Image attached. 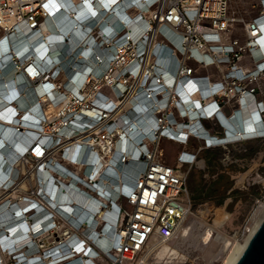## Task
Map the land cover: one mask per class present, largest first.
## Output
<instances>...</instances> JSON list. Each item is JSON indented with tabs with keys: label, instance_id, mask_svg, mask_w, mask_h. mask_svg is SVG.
Segmentation results:
<instances>
[{
	"label": "built area",
	"instance_id": "built-area-1",
	"mask_svg": "<svg viewBox=\"0 0 264 264\" xmlns=\"http://www.w3.org/2000/svg\"><path fill=\"white\" fill-rule=\"evenodd\" d=\"M49 1L0 0V41L10 55L0 83L21 88L15 98L28 100L35 133L17 158L25 171L9 187L0 184V204L9 201L5 212L15 206L10 190L25 177L28 211L49 195L37 221V212L28 215L31 254L39 257L31 264H156L151 241L170 240L196 216L186 184L189 170L208 162L201 153L222 149L220 162H242L234 155L242 144L264 139L236 136L246 127L237 116L242 108L252 117L247 126L264 125V101L257 99L264 94V0L242 7L236 0H102L96 16L94 0H79L81 52L76 67L66 69L9 51L21 26L40 32ZM243 56L250 66L238 63ZM210 67L213 74L202 73ZM74 68L78 81L70 76ZM8 101L0 113L17 109ZM14 123L18 135L21 125ZM165 140L181 146L173 164L165 161ZM126 164L125 179L117 178L115 165ZM44 172L52 177L46 174V189ZM61 195L70 197L69 211L58 206ZM213 216L207 214L208 224ZM6 248L2 264H20ZM185 251L187 264L200 257L215 262Z\"/></svg>",
	"mask_w": 264,
	"mask_h": 264
},
{
	"label": "bare ground",
	"instance_id": "bare-ground-1",
	"mask_svg": "<svg viewBox=\"0 0 264 264\" xmlns=\"http://www.w3.org/2000/svg\"><path fill=\"white\" fill-rule=\"evenodd\" d=\"M94 1L96 5L90 4V11L92 12L91 14L95 15L98 12V5L103 2L102 0ZM83 5L84 4L80 3L79 0L49 1L43 9L44 15L40 23V32L35 33L33 29H29L24 25L21 26L19 30L20 33L12 39L9 46L11 56L13 58H21L25 53H28L32 59H42L47 66L55 62H60L58 63L59 67H63L64 69L67 68V65L71 66V62H74L75 66L77 58L80 57L79 53L81 52L76 45L79 42L80 32L78 23L82 19L81 9L79 8ZM7 51L8 49L4 41H0V75L5 77L8 76L7 67L10 64V55ZM90 68L91 67H88V69ZM70 71L71 79L75 81L80 80L81 74L76 68ZM8 84L7 82H5V84L0 83V94H5V98L9 101L14 99L12 104L15 103L17 109L11 107L9 108L12 109L10 114L8 113L9 110L5 113H0V184L6 187H9L14 182L13 180L20 172L23 173L25 171V168L17 158L27 148L25 140L35 137V133L30 130L34 127L32 124V118H34V116L29 115L28 111L31 106L28 100L24 95L15 98V96L18 95L17 90H21V88L11 89L12 84ZM7 100L0 96V106L6 105ZM17 112H20V114H27L31 119L29 120L27 118L28 120L22 121L19 119V115H16L18 118H15L14 115ZM89 114H91V111ZM237 116H239L242 122L244 121V125H246L242 130L237 131V137L264 135V125H258L257 127L254 125L247 126V122L252 118L248 109L242 108V110L237 112ZM14 122H18L19 126L21 125L18 135H16V127L13 126L15 124ZM6 167L11 169L10 175H7ZM118 168L120 171H118ZM128 168L129 164L118 167L115 165L114 171L118 176L117 178L124 180ZM46 174L48 176L50 173L44 172L41 179V186L45 189L48 188L49 181ZM50 178L52 177L50 176ZM242 179L243 178H241V180ZM28 190V178L19 179L17 184L11 188L10 191L13 192L9 196L10 198H15L12 201L17 200L14 204L15 206L9 210L7 209L8 212H5L6 208L9 207V201L0 204V241H2L0 243V248L7 247L6 250L10 253H17V259L21 260L20 264H31L39 258L37 257L38 254H31L35 252L36 247L31 237L32 230L30 221H32V219L36 221L41 217L40 210L43 209L44 205L49 206L48 203L50 200L49 195L44 196L48 202L41 200V205L37 206L35 210L28 211V206L30 204ZM18 191L22 194H20L19 198H16ZM49 194H51L54 199L57 197L55 191ZM24 196L26 197L25 199H23ZM61 196L58 199V206L69 211L71 206L65 204L70 200V197ZM51 203L55 204V201H50V204ZM33 211L38 214L32 216V219L28 221V215ZM214 216L210 225L205 222V213H202L201 217L194 216L193 219L191 218L192 220L189 225H183L178 233L170 240H152L150 243L152 248V260L156 264H181L187 260L188 255L185 250L190 246L201 252L206 263L220 257L221 261L219 264H234L243 251L248 239L259 225L262 218H264V204L258 203L256 208H254L240 239L235 236L230 238L222 230L223 224L230 222L231 218L230 215L225 213L223 208H217L214 212ZM36 228L37 227H34V230ZM38 232L39 231H36L34 234ZM214 232L215 235L213 234ZM98 244L101 243L99 242ZM43 262L45 264L49 263L47 259L43 260ZM88 264L92 263L89 262Z\"/></svg>",
	"mask_w": 264,
	"mask_h": 264
},
{
	"label": "rangeland",
	"instance_id": "rangeland-1",
	"mask_svg": "<svg viewBox=\"0 0 264 264\" xmlns=\"http://www.w3.org/2000/svg\"><path fill=\"white\" fill-rule=\"evenodd\" d=\"M249 1L251 0L245 2L236 0L234 5L247 6ZM247 15V13L244 14L246 17ZM234 33L239 34V28H236ZM253 148H259L257 152L260 156L256 154L254 158L237 163H222L219 160L224 151L222 149L211 150L212 154H216V159L213 162H205L203 168L192 167L187 175L186 185L193 203L195 217H201L202 213H205L204 218H206L208 213L214 214L217 208H223L231 218L230 222L223 224L222 230L230 238L235 236L240 239L242 237L243 230L253 212L252 208H256L258 201L264 202V139L255 142ZM163 151L166 159H173L171 149L165 147ZM225 169L230 170L229 175H225L231 184V191H224L223 198L220 200L219 192L221 193L223 188L218 185V181L221 180L222 172ZM215 172H218V175L213 177ZM241 178L243 179L241 180ZM193 249L195 254L202 255L199 250ZM2 260L0 252V264ZM213 261H215L214 264H219L221 258ZM187 262L188 260L183 263L187 264ZM197 264H204L201 257L197 260Z\"/></svg>",
	"mask_w": 264,
	"mask_h": 264
},
{
	"label": "crops",
	"instance_id": "crops-1",
	"mask_svg": "<svg viewBox=\"0 0 264 264\" xmlns=\"http://www.w3.org/2000/svg\"><path fill=\"white\" fill-rule=\"evenodd\" d=\"M234 35H237L234 33ZM238 63L240 65H242L243 67H248L250 66V61L248 59L247 56H243L239 61ZM214 72V69L213 68H207L206 70H203L202 73H209V74H213ZM262 85H264V83H262ZM258 100H262L264 101V94L262 95H258L257 97ZM224 113L225 114H228L230 112L229 109L225 108L224 110ZM205 126L208 125V121H204L203 122ZM258 140H249L247 142H245L244 144H242V148L244 149V151L242 152H236L234 153L235 156L241 158L242 160H246L248 158H254L255 155L258 153L257 151L259 150V148L257 149H254L253 148V145L255 142H257ZM162 147L163 149H165V147L169 148L172 150V154H173V159H166L165 158V161L168 163V164H173L174 161H175V157H176V154L177 152L180 150L181 146L178 145V144H175V143H172L170 141H163L162 143ZM201 157L205 158L208 160V162H213L215 159H216V154H212L210 151H203L201 153ZM230 169V168H229ZM224 170L222 173L223 175H221V180L218 181V185L220 186L221 185V188H223L225 190V192H230L231 191V184L230 182L227 180V176L225 174H228L230 170ZM229 175V174H228ZM38 220V219H37ZM36 220V221H37Z\"/></svg>",
	"mask_w": 264,
	"mask_h": 264
},
{
	"label": "water",
	"instance_id": "water-1",
	"mask_svg": "<svg viewBox=\"0 0 264 264\" xmlns=\"http://www.w3.org/2000/svg\"><path fill=\"white\" fill-rule=\"evenodd\" d=\"M234 264H264V218L248 239Z\"/></svg>",
	"mask_w": 264,
	"mask_h": 264
},
{
	"label": "trees",
	"instance_id": "trees-1",
	"mask_svg": "<svg viewBox=\"0 0 264 264\" xmlns=\"http://www.w3.org/2000/svg\"><path fill=\"white\" fill-rule=\"evenodd\" d=\"M216 191V190H215ZM224 189L221 191V193L219 192V194H220V200H222V198H223V193H224Z\"/></svg>",
	"mask_w": 264,
	"mask_h": 264
}]
</instances>
